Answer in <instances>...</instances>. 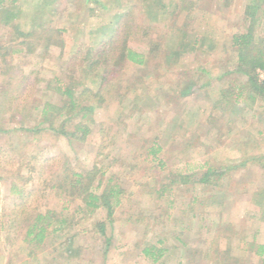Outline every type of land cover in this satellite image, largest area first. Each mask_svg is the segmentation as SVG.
Here are the masks:
<instances>
[{"label":"rangeland","instance_id":"1","mask_svg":"<svg viewBox=\"0 0 264 264\" xmlns=\"http://www.w3.org/2000/svg\"><path fill=\"white\" fill-rule=\"evenodd\" d=\"M44 2L47 8L20 0L17 20L0 24V264H261L263 257L239 245H264L262 214L251 201L264 190L263 163L254 159L264 153V99L234 115L216 108L222 90L246 80L235 72L230 46L231 36L248 27L246 0ZM173 29L177 38L187 35L176 56L168 49ZM256 32L264 46V21ZM120 41L147 63L119 61L114 52L107 57ZM256 74L264 80V71ZM57 80L92 108L85 121L77 111L65 125L72 132L81 121L83 141L42 122L41 109L66 100ZM190 84L197 90L181 98ZM154 140L164 148L161 169L145 158ZM206 167L232 169L221 189L195 182ZM72 169L104 183L114 177L124 192L112 216L105 209L78 212L81 202L59 188ZM181 172L192 174L191 183L170 185L158 197L171 174ZM64 202L75 214L73 227L28 246V216L59 212ZM65 239H72V257ZM159 240L168 250L157 262L144 258L143 247Z\"/></svg>","mask_w":264,"mask_h":264},{"label":"trees","instance_id":"2","mask_svg":"<svg viewBox=\"0 0 264 264\" xmlns=\"http://www.w3.org/2000/svg\"><path fill=\"white\" fill-rule=\"evenodd\" d=\"M43 8H47V4L44 0H38ZM264 0H246L244 14L248 21V27L244 33H235L231 36L230 46L231 49L235 52L236 56V69L235 72L245 77V82L235 85L232 90L226 88L220 93V99L216 104V108L220 109L223 114L234 115L240 108H249L259 99H264V80L260 81L257 78L256 71H264V46L260 45L258 42L260 38L257 36L256 28H259V25L264 21ZM20 0H0V24L7 26L11 24L12 20H17L20 13ZM106 6L103 7V10H106ZM159 12H157V15ZM16 26V25H15ZM19 26V23H18ZM17 27V26H16ZM125 27V26H124ZM19 35L22 37L28 36L29 33H21L22 31L18 28ZM170 32V37L176 39L173 40L172 48H168L177 51L173 54L174 56L178 55L182 48V40L187 39L186 32L182 31V37L177 38L175 36V29ZM30 36V35H29ZM199 37L193 39L190 42L192 49L198 45ZM121 41L118 43L120 44ZM112 48L107 57L110 56L109 53H116V58L119 61L127 60L134 65L143 66L147 63V58L144 54L137 53L133 49L129 48L126 45H122ZM260 47V48H259ZM174 48V49H173ZM158 50L156 48L154 51ZM168 52V50H167ZM163 53V58L168 62L169 57L167 54ZM110 58H112L110 56ZM227 73L224 75L226 76ZM222 76L221 79L224 77ZM57 87L55 90L60 94L65 96L66 100L63 101L61 107H55L52 105H46L42 112V122L48 123V128L52 130L56 135L74 138L76 140L83 141V137H78V133L82 132L84 135L87 132L86 127H84L81 121L87 119L86 112L92 111V108H84L80 105L81 101L79 98L73 96V90L70 86L63 87L61 83L57 80ZM60 83V84H59ZM197 85L190 84L184 86L179 93L181 98H186L193 95L195 90H197ZM201 88V87H200ZM230 90V91H229ZM242 100L239 102V100ZM77 111L83 113L81 115L80 123L75 125V129L72 132H66L65 125L73 119H76L75 113ZM54 112V114H53ZM56 113V115H55ZM238 114V113H237ZM79 115H77L78 117ZM57 118H62L59 125L56 126ZM36 131V130H35ZM3 133V131H0ZM34 132V131H33ZM8 133V132H7ZM164 148L157 140H154L152 144L146 147L145 158L151 163H156L157 168H162L164 166L163 158L161 154ZM257 159V162L264 167V153L260 155ZM253 159V160H254ZM244 165V164H243ZM239 166V165H238ZM238 166L233 168H238ZM232 170L231 168H222V167H206L202 168L201 172L198 173V178L195 182L198 185L203 186V188L216 187V190L221 189V180L225 176L227 171ZM173 180L169 184H164L156 192L158 197L161 198L163 194L168 190L170 185L180 183L188 184L190 178L193 177L191 173H173ZM103 177V174H101ZM96 174L89 172L86 175H83L82 172H74L73 169L70 173L64 176L63 180L59 185L62 193H69L72 197L81 202V207L77 208L78 212H82L84 215L94 214L97 210L105 209L107 211L108 217L112 216L114 210L117 209L122 202L123 189L114 182V177L106 179V182L98 178L97 181H94ZM178 179V180H176ZM97 182V184L95 183ZM96 184V185H95ZM252 203L257 206L261 215V220L264 221V190L255 191L253 193ZM66 202L59 212L57 211H46L35 212L33 215H29L28 224L25 230L24 242L28 246L39 247L45 243L50 237L54 234L63 232L64 227H73L75 214H70ZM75 213V212H74ZM17 219V218H16ZM14 222V221H13ZM96 230L100 233L103 238L105 236L106 226L105 223L99 222L96 224ZM68 241V246L65 249V252L68 257L73 256V250L71 246L72 239H65ZM106 244H109L110 240L105 239ZM67 243V242H65ZM164 242L159 240L156 245L148 246L146 245L141 250V254L144 258H151L153 262H157L165 251L168 249L164 246ZM160 245V246H159ZM240 251L245 252L248 250H254V255L258 258H262L261 264H264V245H254L245 240H242L239 245ZM229 248L226 249V254L230 255ZM219 253V252H218ZM224 260V259H223ZM223 262V261H222ZM235 264H240L239 262Z\"/></svg>","mask_w":264,"mask_h":264}]
</instances>
